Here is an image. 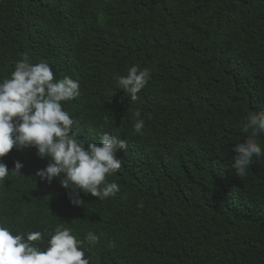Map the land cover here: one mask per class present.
<instances>
[{"label":"trees","instance_id":"1","mask_svg":"<svg viewBox=\"0 0 264 264\" xmlns=\"http://www.w3.org/2000/svg\"><path fill=\"white\" fill-rule=\"evenodd\" d=\"M24 54L79 80L61 102L78 140L109 132L128 147L106 177L120 191L81 192L84 206L62 175H36L48 158L14 147L3 162L23 167L0 181V226L42 232V250L68 228L89 264H264V134L247 174L231 167L245 117L264 112V0H0V82ZM134 64L151 78L131 101L115 77Z\"/></svg>","mask_w":264,"mask_h":264},{"label":"clouds","instance_id":"2","mask_svg":"<svg viewBox=\"0 0 264 264\" xmlns=\"http://www.w3.org/2000/svg\"><path fill=\"white\" fill-rule=\"evenodd\" d=\"M151 78L149 69L132 65L127 75L115 77L117 89L127 93L131 101L139 99L138 93ZM80 88L78 79L64 76L55 79L50 65L41 60L32 63L24 54L15 64L9 78L0 82V181L10 173L21 176L23 164L14 161L10 171L3 162L14 147L17 151L35 148L39 158H48L50 163L36 175L51 182L62 175L61 187L67 190L70 203L84 206L80 193L90 194L99 200L116 196L120 186L108 182L106 177L121 168L117 150H126V140L105 132L99 143L85 145L72 131L76 121L63 109L62 101L77 98ZM134 133H141L145 120L139 111L135 112ZM242 131L250 135L243 142L232 147V169L238 177L247 174L253 164V157L262 155L256 137L264 134V112L245 117ZM143 206L142 204L140 205ZM40 231L13 234L7 227L0 226V264H89L81 241L68 228L57 227L50 234L47 246L42 250L34 241L41 240ZM86 240L92 246L99 237L89 232ZM110 248L116 246L110 240Z\"/></svg>","mask_w":264,"mask_h":264}]
</instances>
